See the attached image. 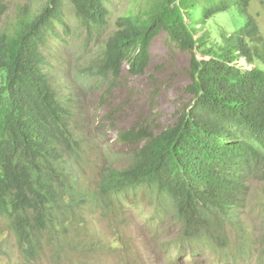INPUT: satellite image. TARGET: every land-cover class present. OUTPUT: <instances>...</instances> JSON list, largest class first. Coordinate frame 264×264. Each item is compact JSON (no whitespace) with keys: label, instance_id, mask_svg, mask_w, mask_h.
Returning a JSON list of instances; mask_svg holds the SVG:
<instances>
[{"label":"trees","instance_id":"16d2710c","mask_svg":"<svg viewBox=\"0 0 264 264\" xmlns=\"http://www.w3.org/2000/svg\"><path fill=\"white\" fill-rule=\"evenodd\" d=\"M10 1L22 0H0V18ZM36 1L0 26V221L19 256L30 261L49 247L61 260L84 224V208L100 204L121 216L132 208L154 232L171 224L176 236L164 246L174 254H203L209 264L264 261V243H249L241 230L231 248L227 232L229 225L240 230L250 180L264 177V34L261 13H253L264 15V0H141L112 27L110 0ZM222 15L233 18L231 32L212 37L208 23ZM162 32L191 53L192 101L158 134L122 132L126 153L107 154L92 196L68 168L78 150L70 131L74 95L54 88L57 68L83 35L95 39V58L74 79L83 90L101 83L111 89L124 66L131 75L145 72L150 44ZM241 59L251 68L239 66Z\"/></svg>","mask_w":264,"mask_h":264},{"label":"rangeland","instance_id":"374dc122","mask_svg":"<svg viewBox=\"0 0 264 264\" xmlns=\"http://www.w3.org/2000/svg\"><path fill=\"white\" fill-rule=\"evenodd\" d=\"M29 1V0H28ZM27 0L7 2V12L0 18V26H9L15 19L17 7L27 4ZM44 0H37L36 7ZM141 0H110L108 3L109 24L129 12L136 11ZM261 15H257L258 13ZM261 31L264 34V15L254 8ZM233 18L229 15L216 16L208 23V32L219 37L222 32H231ZM72 24H74L71 21ZM75 26V24H74ZM203 32L198 34L201 35ZM81 43L68 51L65 63L57 68V83L54 88L74 95V116L71 120V133L77 140L78 150L73 153L68 165L78 177L80 184L87 187L93 196L100 180L101 169L108 165L107 154L115 153L109 159H115L118 153H126V147L119 140L122 132L133 127L148 128L152 134H158L167 127L176 124L178 117L192 101L186 91L191 84V53L179 51L171 45L165 33L157 35L149 47L150 62L142 75H131L123 67L114 87L109 89L101 83L100 89H81L74 76L76 70L88 65L96 56L95 39L83 35ZM89 40L88 45L86 41ZM196 58L203 56L195 53ZM204 58V57H203ZM240 63L244 64L243 60ZM103 94H105L103 96ZM103 104V106H102ZM120 165H113V167ZM249 194L245 207L239 215L243 239L249 243H264V177H256L249 182ZM152 209L147 207L144 216ZM128 215L109 214L100 204L83 210V223H78L63 258L55 260L56 250L44 248L43 255L27 261L19 256L12 235L6 225L0 221V264H187L190 260L184 253L175 255L161 248L164 234L171 239L176 236L171 224L162 227L156 238L151 231L135 218L132 208L125 209ZM143 218V217H141ZM178 227V225H176ZM161 227V226H160ZM230 247L239 243V233L231 226L227 229ZM253 245V246H254ZM257 246V245H256ZM173 258L170 262L169 260ZM179 259V261H178ZM206 257H193L200 264H209ZM177 261V262H174ZM185 261L186 263L182 262ZM252 264H264L253 260Z\"/></svg>","mask_w":264,"mask_h":264},{"label":"clouds","instance_id":"9594fccd","mask_svg":"<svg viewBox=\"0 0 264 264\" xmlns=\"http://www.w3.org/2000/svg\"><path fill=\"white\" fill-rule=\"evenodd\" d=\"M243 59H241L240 61H242ZM240 61H239V66H241V67H244V68H251V66H247V64L245 63V61L243 60V62H244V64H242V63H240ZM250 189V188H249ZM244 209V208H243ZM227 229H228V227H227ZM236 230V229H235ZM241 230H242V228H240V230L238 231V230H236L239 234H240V232H241ZM151 231V230H150ZM160 231L158 230V231H156V232H154V231H151V235L152 236H154L155 238H156V236L158 235V233H159ZM240 236V235H239ZM244 236V235H243ZM163 241L164 242H162V244L160 245V247L161 248H166V246H164V244H166V243H169V242H171L172 241V239L167 235V234H164V236H163ZM173 247V246H172ZM166 250H167V253L169 254V253H172L173 254V252H170V247L167 249L166 248ZM180 253H184V251L183 252H177V254H175L176 256L177 255H179ZM185 257H189V253L188 252H186L185 251ZM193 257H194V255H192V257L190 258L189 257V259L190 260H188L187 261V264H192V262L193 261H195L196 262V260H193ZM173 258H171L170 260H169V262L172 260ZM253 260H257L259 263H261V261L258 259V258H254ZM252 260V261H253ZM178 261H179V259H178ZM174 262H177V261H174ZM182 262H184V263H186L185 261H182ZM198 263V262H197ZM200 264V263H199ZM251 264H252V262H251Z\"/></svg>","mask_w":264,"mask_h":264}]
</instances>
